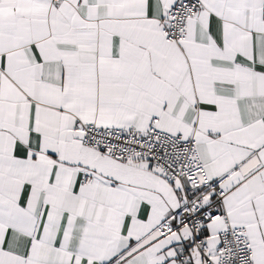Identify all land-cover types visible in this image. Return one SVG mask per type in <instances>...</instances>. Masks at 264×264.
I'll return each mask as SVG.
<instances>
[{
  "label": "snow or ice",
  "instance_id": "1",
  "mask_svg": "<svg viewBox=\"0 0 264 264\" xmlns=\"http://www.w3.org/2000/svg\"><path fill=\"white\" fill-rule=\"evenodd\" d=\"M0 264H264V0H0Z\"/></svg>",
  "mask_w": 264,
  "mask_h": 264
}]
</instances>
